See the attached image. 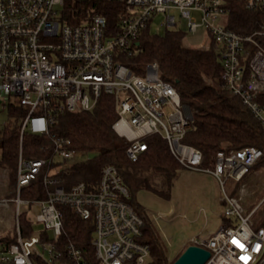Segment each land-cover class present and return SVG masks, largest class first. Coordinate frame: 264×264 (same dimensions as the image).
<instances>
[{"label":"built area","instance_id":"1","mask_svg":"<svg viewBox=\"0 0 264 264\" xmlns=\"http://www.w3.org/2000/svg\"><path fill=\"white\" fill-rule=\"evenodd\" d=\"M106 1L120 5L113 25L94 6L87 7L77 22H69L63 19L65 0H0V103L25 109L19 126L16 193L11 199L16 238L8 245L0 243V264H149L145 221L129 202L130 191L113 164L101 166L94 184L78 181L65 186L57 174L68 172L65 164L75 162L78 153L68 147V139L52 135L49 156L22 155L25 133L50 135L54 112L90 110L104 93L115 98L117 118L112 127L125 142L128 159L135 161L147 148L145 138L158 134L182 167L217 179L224 220L207 239H190V244L209 250L204 264H264V225H254L255 209L245 213L242 195L234 194L230 184L248 172L261 149L248 145L218 151L214 166L202 167L200 150L182 141L192 119L174 86L159 75L157 62L147 63L138 73L119 57V52L129 56L135 51L137 36L155 14H163L162 24L174 27L172 10H177L187 31L204 27L209 43L219 48L224 86L264 126V103L257 100L264 93V47L257 39L264 28L240 33L226 23L233 1L264 16V0ZM5 172L4 168L0 181L7 183ZM38 179L44 197L33 193L21 197V191ZM58 203L92 221L93 259L75 242L58 239L63 229ZM31 209L43 231L51 230L50 239L21 234L19 215Z\"/></svg>","mask_w":264,"mask_h":264},{"label":"trees","instance_id":"2","mask_svg":"<svg viewBox=\"0 0 264 264\" xmlns=\"http://www.w3.org/2000/svg\"><path fill=\"white\" fill-rule=\"evenodd\" d=\"M89 6H94L106 15L110 25L118 19L120 5L106 0H65L63 19L77 22ZM226 23L228 28L236 32L251 33L264 28V16L246 9L241 2L233 1ZM183 36L184 32L176 28L167 29L163 34H153L147 24L136 38L135 51L129 56L119 52V57L138 73L147 63L157 62L161 78L174 86L181 103L191 110V127L182 141L200 150L202 167L212 168L218 151L228 153L253 145L261 149L262 155L248 172L252 168H264V126L239 97L224 86L220 76L222 64L218 46L212 41L207 47L187 46L182 42ZM257 39L264 47V34L258 35ZM257 100L264 103V93L259 94ZM24 113L22 106H10L9 122L0 130V167L5 168L8 174L5 188L6 194L11 190L8 195H13V191L15 195L19 126ZM116 118L115 98L106 93L100 95L90 110L54 112L50 135L24 134L21 141L22 155L25 158L49 156L52 135L68 139V147L78 152H93V156L84 160L67 162L65 168L68 172H58L60 183L65 186L78 181L94 184L101 166L113 164L130 191L129 202L145 221L143 240L150 246L149 264H171L181 252L173 259L167 257L143 208L136 202L134 193L138 189H146L161 197H168L172 179L181 165L158 134L145 138L147 148L135 161L128 159L126 144L112 127ZM33 190L36 192L34 196L44 197V188L39 179L24 188L21 197L26 198ZM57 206L62 212L63 228L58 239L62 243L75 242L86 256L93 259L90 243L92 221L82 219L68 205L58 203ZM19 220L21 234L25 237L31 235L33 223L26 214L21 213ZM40 236L48 239L45 231L40 232ZM15 238V231L7 232L0 235V243L8 245Z\"/></svg>","mask_w":264,"mask_h":264},{"label":"rangeland","instance_id":"3","mask_svg":"<svg viewBox=\"0 0 264 264\" xmlns=\"http://www.w3.org/2000/svg\"><path fill=\"white\" fill-rule=\"evenodd\" d=\"M172 13L176 19L174 27L162 24L164 15L157 13L149 24L151 32L163 34L167 29L176 28L184 32L183 44L194 47L209 45V38L204 27H200L195 32L187 31L185 19L177 10H172ZM8 111V104L0 103V130L9 122ZM91 156L93 152L90 151L78 152L72 161L84 160ZM3 170L4 168L0 167V180ZM7 183L4 180L0 181V235L15 231V207L11 201L15 195L14 191L13 195H8L11 190L6 194ZM156 183L159 187L161 186L158 180ZM230 184L233 186L234 194L242 195L241 204L245 213L255 209L252 215L254 224L264 223V168H252L244 178ZM34 192L33 190L31 194ZM134 198L143 208L151 227L160 239L161 248L169 259H173L185 249L190 237L198 236L207 239L223 222L221 188L217 179L210 173L181 166L172 179L168 197H161L146 189H138L134 193ZM3 199L6 200L5 203L1 202ZM22 212L30 217L33 223L31 235L38 236L44 227L43 224L34 221L36 210L31 209L29 213L26 210ZM45 233L50 239L51 230H46ZM45 248L44 255L47 256V246ZM38 249L42 251L40 245ZM150 260L151 258L147 261L150 262Z\"/></svg>","mask_w":264,"mask_h":264},{"label":"water","instance_id":"4","mask_svg":"<svg viewBox=\"0 0 264 264\" xmlns=\"http://www.w3.org/2000/svg\"><path fill=\"white\" fill-rule=\"evenodd\" d=\"M184 110L192 119V113L188 106L184 105ZM210 252L205 247L188 244L185 249L172 261L171 264H204L209 258Z\"/></svg>","mask_w":264,"mask_h":264},{"label":"crops","instance_id":"5","mask_svg":"<svg viewBox=\"0 0 264 264\" xmlns=\"http://www.w3.org/2000/svg\"><path fill=\"white\" fill-rule=\"evenodd\" d=\"M222 204V203H221ZM222 224V223H221ZM190 239H192V237H190L189 238V241H188V243L185 245V246H187L189 243H190Z\"/></svg>","mask_w":264,"mask_h":264}]
</instances>
